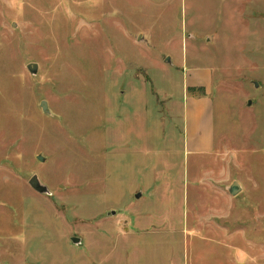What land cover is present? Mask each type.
Masks as SVG:
<instances>
[{
  "label": "rangeland",
  "instance_id": "374dc122",
  "mask_svg": "<svg viewBox=\"0 0 264 264\" xmlns=\"http://www.w3.org/2000/svg\"><path fill=\"white\" fill-rule=\"evenodd\" d=\"M0 264H264V0H0Z\"/></svg>",
  "mask_w": 264,
  "mask_h": 264
},
{
  "label": "crops",
  "instance_id": "0c3cea01",
  "mask_svg": "<svg viewBox=\"0 0 264 264\" xmlns=\"http://www.w3.org/2000/svg\"><path fill=\"white\" fill-rule=\"evenodd\" d=\"M184 82H185V90L188 93L186 102H185V135L186 141L185 144L189 151L194 152H210L215 147V135L212 132L205 134L202 129L203 127L195 124L194 115L198 113L193 108H190L189 98L194 95V100L198 105V111L201 113V104L199 102L202 99H207L210 94H212L213 87V70L209 69H200L198 67H191L187 70H184ZM189 87L200 88L203 87L206 91V95L201 94L199 91H195L193 93L188 91ZM199 94V96H197Z\"/></svg>",
  "mask_w": 264,
  "mask_h": 264
},
{
  "label": "water",
  "instance_id": "95a60500",
  "mask_svg": "<svg viewBox=\"0 0 264 264\" xmlns=\"http://www.w3.org/2000/svg\"><path fill=\"white\" fill-rule=\"evenodd\" d=\"M37 67H38V65L36 63H31V64L28 65V68L31 71V73H36ZM42 107L44 108L45 111L49 112V110H47L48 105H47V102L46 101H43L42 102ZM40 158H42V156H40ZM29 182H30V185L36 191H38L40 193H44V194H51L49 188L47 187V185H45L44 183L41 182V180L39 179L38 175H36V174L33 175L31 177V179L29 180ZM228 190H229V192L232 195L236 196L237 194H239L242 191V186L239 183V181L234 180L233 183L228 186ZM137 196L140 197L141 196V193H138ZM113 213L115 214V211ZM72 241H73V243L78 244V243L81 242V238H79V237H73L72 238Z\"/></svg>",
  "mask_w": 264,
  "mask_h": 264
},
{
  "label": "trees",
  "instance_id": "16d2710c",
  "mask_svg": "<svg viewBox=\"0 0 264 264\" xmlns=\"http://www.w3.org/2000/svg\"><path fill=\"white\" fill-rule=\"evenodd\" d=\"M188 91L191 92V93H193L195 91H199V92H201V94L206 95L205 89L203 87H200V88L189 87Z\"/></svg>",
  "mask_w": 264,
  "mask_h": 264
}]
</instances>
